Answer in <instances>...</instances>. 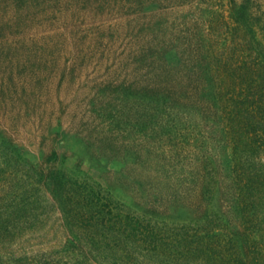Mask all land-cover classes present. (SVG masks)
<instances>
[{
	"label": "trees",
	"instance_id": "obj_1",
	"mask_svg": "<svg viewBox=\"0 0 264 264\" xmlns=\"http://www.w3.org/2000/svg\"><path fill=\"white\" fill-rule=\"evenodd\" d=\"M263 6L233 0L216 47L169 64L184 74L177 96L160 91L164 113L179 138L193 115L180 142L200 148L137 182L140 209L58 169L56 153L20 166L1 147L0 264H264Z\"/></svg>",
	"mask_w": 264,
	"mask_h": 264
},
{
	"label": "rangeland",
	"instance_id": "obj_2",
	"mask_svg": "<svg viewBox=\"0 0 264 264\" xmlns=\"http://www.w3.org/2000/svg\"><path fill=\"white\" fill-rule=\"evenodd\" d=\"M231 2L0 0V148L20 166L56 153L58 169L140 209L137 182L200 148L180 142L193 115L181 114L179 138L176 112L164 113L160 91L177 96L184 74H168L169 64L216 47ZM203 134L198 145L211 139Z\"/></svg>",
	"mask_w": 264,
	"mask_h": 264
}]
</instances>
